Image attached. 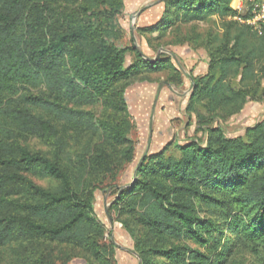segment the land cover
<instances>
[{"label":"trees","instance_id":"obj_1","mask_svg":"<svg viewBox=\"0 0 264 264\" xmlns=\"http://www.w3.org/2000/svg\"><path fill=\"white\" fill-rule=\"evenodd\" d=\"M233 1L163 0L157 38L214 16L239 26L208 40V70L193 77L186 110L205 144L145 157L120 192L136 157L126 89L169 67L181 84L178 69L115 45L125 0H0V248L20 264H56L57 248L110 264L94 209L110 189L141 264H247L242 253L264 251V121L236 138L211 126L264 97V33L235 19L250 12Z\"/></svg>","mask_w":264,"mask_h":264},{"label":"rangeland","instance_id":"obj_2","mask_svg":"<svg viewBox=\"0 0 264 264\" xmlns=\"http://www.w3.org/2000/svg\"><path fill=\"white\" fill-rule=\"evenodd\" d=\"M233 4L240 13L250 12L253 5L251 0H234ZM163 12V0H125L124 10L117 18L123 31L122 39L115 42L117 47L125 49L134 46L143 59L153 63L171 60L182 80L179 84L175 79L177 74L169 67L156 74H140L126 89L125 97L135 126L131 139L136 143V157L119 176L117 183L120 192L121 188L125 189L134 182V173L143 158L166 148L167 154L177 156L179 147L191 141L205 144L206 131L198 129L196 115H190L186 110L194 90L193 77L207 72L210 56L205 47L208 46V40L214 35L225 34L230 26L238 25L233 24L235 21L229 17L214 16L206 22L173 25L164 37L157 38L158 32L150 33L148 30L160 24ZM135 60V53L130 50L127 64ZM160 86L162 89L155 103ZM262 87L264 88V79ZM213 120L211 126L221 128L227 137H244L248 128L264 121V97L250 99L237 115L225 120L214 117ZM35 143L32 141L31 146L38 147ZM116 197L110 189L95 192V213L106 228L102 243L108 247L112 245V255L108 257L110 264H141L138 255L132 253L136 252L134 239L118 220L117 214L111 211ZM106 206L112 224L106 213ZM63 250L65 255L58 257L56 264H94L81 250L57 248L54 253L60 254ZM242 256L247 264H264V251L261 248L248 249ZM0 264L20 263L12 250L0 248Z\"/></svg>","mask_w":264,"mask_h":264},{"label":"built area","instance_id":"obj_3","mask_svg":"<svg viewBox=\"0 0 264 264\" xmlns=\"http://www.w3.org/2000/svg\"><path fill=\"white\" fill-rule=\"evenodd\" d=\"M250 16L246 19L235 18L253 28L262 35L264 33V0H251ZM240 9V8H239Z\"/></svg>","mask_w":264,"mask_h":264},{"label":"water","instance_id":"obj_4","mask_svg":"<svg viewBox=\"0 0 264 264\" xmlns=\"http://www.w3.org/2000/svg\"><path fill=\"white\" fill-rule=\"evenodd\" d=\"M190 79L192 80L191 77H190ZM161 89H162V86L159 87V90H158V94H157V97H156L155 103H157V101H158V97H159V95H160ZM147 154H148V151L146 152L145 156H146ZM145 156H144V157H145ZM143 159H144V158H143ZM143 159H142V160H143ZM136 178H137V169H136V171H135V173H134V180H135ZM123 190H124V188H121V191H123ZM106 213H107L108 218H109V220H110V222H111V224H112V218H111L110 215L108 214V206H106ZM132 253H133L134 255L137 256L136 252L132 251Z\"/></svg>","mask_w":264,"mask_h":264},{"label":"crops","instance_id":"obj_5","mask_svg":"<svg viewBox=\"0 0 264 264\" xmlns=\"http://www.w3.org/2000/svg\"><path fill=\"white\" fill-rule=\"evenodd\" d=\"M207 66H208V64H207ZM207 68H208V67H206V71H207ZM206 71H205V72H206Z\"/></svg>","mask_w":264,"mask_h":264}]
</instances>
